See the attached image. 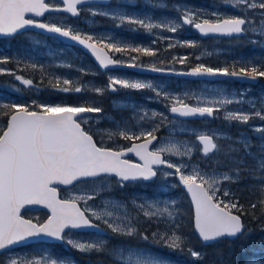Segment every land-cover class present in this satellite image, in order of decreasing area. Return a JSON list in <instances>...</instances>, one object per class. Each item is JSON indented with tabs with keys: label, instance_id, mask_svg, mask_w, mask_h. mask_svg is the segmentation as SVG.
Returning <instances> with one entry per match:
<instances>
[{
	"label": "snow or ice",
	"instance_id": "6c2138e0",
	"mask_svg": "<svg viewBox=\"0 0 264 264\" xmlns=\"http://www.w3.org/2000/svg\"><path fill=\"white\" fill-rule=\"evenodd\" d=\"M63 8L54 6L46 0H0V36H14L26 28H38L48 33L58 34L78 43L95 54L96 60L102 69L117 66L121 61L111 58L104 49L113 53L136 52L146 56H154L156 52L148 47L131 46L127 44L105 43L99 41V47L92 35L82 37L81 33L72 26H60L57 23H45L35 17H43L50 11H65L72 16H78L80 8L86 0H60ZM236 9L239 15H223L212 12L210 18H203L197 10H179L177 22L172 24L152 23L150 20L134 18L129 15H119L121 23L140 25L151 31L154 28L164 27L175 33L185 25L193 27L202 36L241 37L249 33L257 34L264 38V0H225ZM160 7V5H153ZM257 10L260 20L257 21ZM92 15H109L108 12L98 13L92 8L88 9ZM29 14L32 17L29 18ZM256 43V40L251 41ZM186 47H197L194 41H185ZM169 47H172L170 44ZM135 59V58H133ZM179 63H185L187 57L173 58ZM10 62V57L0 56V65ZM137 66V65H131ZM30 67L35 69L36 64ZM153 71H163L161 68H152ZM6 69L0 67V73ZM23 85H33V80L23 76L9 73ZM196 77H237L255 81L264 78V64L257 61H246L239 70L228 66L211 67L198 64L188 73ZM61 83L65 87H60ZM69 79H56L53 86L55 90L77 93L84 91V87H71ZM117 86L124 89L143 90L151 89L157 97L168 101L167 112L173 117L169 120L164 113L144 111L139 115L141 121L153 120L148 128L135 131V125L129 126L128 122L113 120L114 131H107L108 139L114 137L132 141L131 147L114 150L111 147H100L93 135L86 131L82 124L90 119L89 114L104 113V109L96 103L85 102L73 105L67 103H43L33 100L31 104L13 102L4 104L8 109L4 113L7 117L6 126L0 128V250H9L15 245L25 243L31 239L52 238L69 245L81 254L105 253L116 261V264H176L170 257L154 252L151 248L140 247L128 243L124 238L149 241V236L140 232L135 226L142 213L148 220H163L169 224L168 229L160 233H152V243L166 248L169 252L184 251L186 240L180 232L178 222L179 212L177 201L170 199L145 200L137 204L136 197L132 201L137 212L136 217L130 216L126 209V201L104 198L111 195L112 185L109 177L114 178L116 185L124 189L129 183L149 182L158 175L165 181L161 193L165 189L177 187L168 185L169 177H177L178 185L190 194L194 205V230L205 246L218 245L224 240L232 241L239 245V253L235 261L230 264H264V239L258 245L260 251L254 250L248 240L252 234L242 219L245 215L252 218H264V143H261L256 153V147L251 142V137L240 134L233 138L223 131H197L185 126L187 118H215V114L223 110L224 105L240 103L224 96L220 99H209L203 96L189 97L188 93L173 95L168 91L158 88L151 83L129 81L117 77H109L106 89L92 88L96 94L103 95L105 90L116 91ZM220 96V93H216ZM190 99L194 103H189ZM135 110V109H134ZM264 109L253 110L251 113L244 111H226L224 120L247 124L251 119L259 117L264 120ZM159 122H156V118ZM167 122L170 125L168 141L159 147H150L154 142L159 143L156 133ZM253 131L264 134V126H258ZM191 133L195 141L177 139L182 135ZM227 141L226 145L219 143ZM264 141V135L260 137ZM234 145H239L236 147ZM194 151H199L203 160L190 163ZM127 153H134L139 157V162L133 163L125 158ZM179 160L174 162L173 158ZM212 157H220L211 163L205 161ZM246 158L253 163L248 164ZM203 164V166H201ZM226 168L227 171H222ZM246 173L247 179L253 181V187L259 194V199L249 205L251 212H247L244 205L240 204L234 194L225 187L241 181L242 174ZM65 185L76 188L77 185H86L85 190L72 194L68 199H60L57 186ZM101 199V204L89 206V202ZM227 201V202H226ZM28 205H44L51 214L44 223H33L31 219H24L21 209ZM83 205V207H81ZM163 205V207H161ZM260 209V216L256 215ZM106 226L112 233L102 229ZM95 229L100 237L107 239L75 240L67 238L66 230ZM264 233V227L261 228ZM118 238L119 245L107 249L108 240ZM188 255L199 260L202 252L188 249ZM9 264H18L16 259H11ZM23 264H42V259L26 260ZM43 264H76L71 257L43 261Z\"/></svg>",
	"mask_w": 264,
	"mask_h": 264
},
{
	"label": "rangeland",
	"instance_id": "374dc122",
	"mask_svg": "<svg viewBox=\"0 0 264 264\" xmlns=\"http://www.w3.org/2000/svg\"><path fill=\"white\" fill-rule=\"evenodd\" d=\"M115 2V3H114ZM111 6H89L82 8L85 13L79 18L72 19L71 17L62 15V14H50L45 17L43 20L47 23H57L60 26H72L74 29L78 30L82 36L92 35L94 38L103 39L105 43L113 42L120 44H127L131 46H140L148 47L153 49L155 52L161 51L164 55L171 54L174 57H187L186 61L189 60L191 51L197 50L198 58L209 57L216 58L222 53H227L226 57L230 60L235 61L236 63L240 62L245 64L246 61L251 63H256L259 61L264 64V38L259 37L257 34L250 33V36L236 37L235 42L237 44L227 42L219 43V41L209 42L200 38L192 29L187 25L180 27L177 32L173 33L167 28L159 27L154 28L151 31L143 28L140 25L129 24L127 22L121 23L117 17L119 15H129L134 18L145 19L146 21H151L152 23H161V24H172L177 22V16L179 10L189 9L197 10L202 12L203 18H210L212 12H218L223 15H239L240 13L236 11L230 4L226 3L225 0H115ZM153 5H160V7H153ZM89 8H92L93 11L98 13L108 12L109 15L105 16L102 14H97L98 16H105L112 20L116 27L113 30L98 28L91 30L90 26L97 24L101 26V21H94L91 12L88 11ZM259 10H257V21L260 20L258 15ZM88 13V16L86 15ZM34 18V17H33ZM123 26V27H121ZM128 28V29H127ZM128 32H131L130 34ZM10 40L6 38L0 39V56L10 57V62L7 64L0 65L6 69L4 73H0V128H4L6 123L3 121V117L6 118V113L8 109L3 108L4 104L20 102L31 104L33 100L43 103H67V104H83L96 103L100 104L104 100L106 94L112 93L114 91L105 90L103 95L96 94L91 89L98 88H107V83L104 82V75L93 62L88 58H81L79 63H73V59L69 58V51L66 52L65 46L58 39L47 37L42 34L33 32L32 30L25 29L16 35ZM256 40V43L251 41ZM185 41H194L197 44V47H186L184 46ZM64 43V42H63ZM172 47H169V45ZM103 45V44H102ZM222 45V46H221ZM116 55L118 53H113ZM133 52H126L123 54L132 55ZM141 54V53H139ZM149 57V56H148ZM147 57V59H148ZM162 58V57H161ZM161 61V60H160ZM238 61V62H237ZM31 64H36L37 67L33 69L30 67ZM9 73H15L16 75L23 76L26 79L33 80V85L26 86L21 83V81H7L6 75ZM109 77H117L121 79H127L129 81H141L144 83H151L158 88H162L165 91L173 95H182L183 93H188L189 97L194 96H203L208 97L209 99H220L224 96H227L229 99L241 101L240 103H234L231 105H224V109L221 113H216L215 118H204L201 120L198 119H187L184 121V124L189 129H195L197 131H223L233 138H238L240 134H246L251 137V142L256 147L252 148V152L256 153L261 143L264 141L260 140V137L264 134L253 131L254 128L258 126H264V120H261L259 117L251 119L247 124H239L236 122H226L224 120V115L226 111H244L246 113H251L253 110L261 111L264 109V78H260V81L255 85L250 82L243 83L239 87L228 88L227 86L219 83H205V82H192L186 81L183 78L176 77H146V78H133L127 74H118L110 73ZM56 79H69L72 81L71 87H84L82 92H63L55 90L52 85L55 84ZM234 80L233 78H225L218 80ZM60 87H65L62 83ZM118 87V86H117ZM155 93V92H154ZM216 93H220V96H217ZM13 95V96H12ZM156 95V93H155ZM127 102H130L129 107L132 113L119 112L114 110V112H107L106 115H92L90 119H93L94 124H99L100 121L108 122V124L101 125L97 127L98 133L103 138H108V136L101 134L100 132L106 133L107 131H114L115 125L113 120L116 121H125L129 123V126L135 125V131H139L142 127L148 128L153 124L152 119L146 121H141L139 115H142L144 111L148 112L149 116L152 111L157 113H164L168 116L169 120H173V117L167 112L166 105L168 101H165L161 97L145 96L143 98H137L133 94H129ZM124 101V102H123ZM123 101L117 100L116 104L121 103V106L126 105V101L123 98ZM189 103H194L193 99L188 101ZM155 104V105H153ZM101 106V105H99ZM135 109V110H134ZM264 114V112H262ZM89 120V119H88ZM156 122H159V118H156ZM164 126V127H163ZM161 126L160 130L162 136L158 144L155 147H159L162 144H165L169 138L170 125L165 122V125ZM159 130V131H160ZM116 140L121 141V138L114 137ZM177 139L183 141H195V137L189 132L187 135H182ZM220 144L226 145L227 141L220 140ZM239 147V145H234ZM199 151H194L191 157L190 163L196 164L203 160V157ZM217 157H212L210 160L205 161L206 163H211ZM249 161V165L253 163L250 158H246ZM174 162L179 160L178 157L173 158ZM203 166V164H201ZM222 171H227L226 168ZM246 177V173H243ZM246 182H250V185L244 184L240 187V191H245L246 196L251 194V191H256L253 187V181L251 179L244 178ZM109 183L113 186L111 190V195H104L106 199H112L116 201L124 200L126 201V209H122L118 214L123 215L125 211L132 216L136 217L137 212L135 206L132 205V201L136 197H141V199L136 200L137 204L144 203L145 200H152L154 198L160 199L162 201H167L174 199L177 201V204L183 201L184 196L181 193V190L185 193L186 199L190 203V198L187 192H185L182 186L178 185V178L176 181H171L170 177L167 179L168 185H177L175 188L165 189L161 193V188L164 186L165 181L162 176L159 179H155L146 183H138L132 186V183L124 189H120L116 185L114 178H107ZM235 184V183H234ZM237 184V183H236ZM86 185H77L76 188H68L61 190L62 198H69L72 194L77 193L80 190H85ZM230 192L235 195V190L232 187V184H225ZM118 190L124 195H120L115 191ZM227 202V201H226ZM101 204V199H97L95 202H89V206L95 207ZM191 204V203H190ZM179 205V204H178ZM83 207V205H82ZM163 207V205H161ZM178 211V208L176 209ZM30 216L36 220L38 223L43 222L46 219V213L43 211H36L34 209L26 210ZM25 212V211H24ZM179 212V211H178ZM180 214V212H179ZM180 215L178 217L179 222ZM147 218L140 214L138 221L135 223V226L139 229L138 223L145 221ZM160 223L159 228L153 229V231L148 234L149 241H140L136 239L124 238L128 243L139 245L144 248H151L154 252H160L164 256L170 257V259L176 264H198V261L190 255H188V249L184 248L182 253L180 252H169L166 248H161L158 245L153 244L152 233L165 232L169 224L163 220H159L156 224ZM67 238H72L75 240H90V239H107V237H100L99 234L87 232H78V231H67ZM146 242V243H145ZM121 240L118 238H113L108 240L106 245L107 249H111L116 245H119ZM61 244H65L61 242ZM55 243H30L27 245L16 247L2 255H0V264H9L11 259H16L18 264H23L26 260L32 259H42L47 261L51 259H59L70 257L66 254L58 253L54 250ZM193 249V248H192ZM195 250V249H194Z\"/></svg>",
	"mask_w": 264,
	"mask_h": 264
},
{
	"label": "flooded vegetation",
	"instance_id": "af4514ba",
	"mask_svg": "<svg viewBox=\"0 0 264 264\" xmlns=\"http://www.w3.org/2000/svg\"><path fill=\"white\" fill-rule=\"evenodd\" d=\"M49 3H51V1H49ZM105 21H106V18L102 16L101 26L93 24L92 26H90L89 29H91V30L98 29V28L110 29V30L115 29L114 22L111 25H106ZM121 27H123V26H121ZM128 33L130 34L131 32H128ZM248 35L250 36V33L246 34L245 36H248ZM14 37H17V36H13V37L9 38L8 40H10ZM203 39L207 40L209 42L218 40L219 43L227 42L228 44H230V43H233V45L237 44L235 42V40L237 38H232V37H227V38L206 37ZM100 40H101L100 38H94V42H96L99 45H102L99 43ZM237 45H240V44H237ZM68 51H69V58L73 59V63H79L81 58L90 59V57L88 55H86L85 53H83L81 50H79L76 47H71L68 49ZM111 55H113V54L111 53ZM220 56H222V57H217V59L214 57L213 58L202 57L200 59V58H198L197 50H193V51H191V55L189 57V60L185 61V63H183V64L179 63L178 60H174L173 55H171V54L164 55L161 51H157L156 55L149 56V57L146 55H143V54L136 53V52H133L132 55H130V56L123 54V53H118L116 55H113V58L116 60H119L123 63L137 65L138 67H142L143 69H146V68L151 69L153 67H156V68H161L163 70H173V71L187 70L189 68L196 67L198 64H204L206 66H211V67L228 66L230 68V70L232 69V66L234 65L235 70H237V71L239 70V68L241 66H244L243 63H240L238 61H237L238 63H236L235 61L230 60L228 58H223V57L227 56V53H222ZM147 57H148V59H147ZM133 58H135V59H133ZM177 58H180V57H177ZM102 73L104 75V82L107 84L109 83L110 73L127 74L128 76L133 77V78H146V77H150V76L159 77V75L156 76V75H151V74L146 73V72H135V71H131L128 69L107 70V71L101 72V75H102ZM186 81H190V80L186 79ZM192 82H194V81H192ZM195 82H205V83H209V84L219 83V84H223V85L227 86L228 88L239 87L241 85H244L243 83H240V82H237L234 80H230V79L229 80H219V81H195ZM129 94H133L137 98H143L145 96L156 97L155 93L151 89L134 90V89H124V88H120L118 86L117 90L114 91V95H112V93L106 94L104 96V100L102 102H100L99 105H101V107L104 109V113L102 115H106L107 112H114V110H118L119 112H127L129 110V113H132L131 109H129V107H126L127 105L130 104V102L126 101V99H128L127 96ZM123 98L126 101V105L121 106V103L116 104L117 100L123 101ZM153 105H155V104H153ZM223 109H224V107H223ZM222 111L223 110H221L220 112H217V113H221ZM105 124H108V122L100 121L99 124H94L93 119H89L86 124H82V125L86 129V131H89V133L93 135L94 140L101 147H111L113 149L119 150L121 148L126 149L132 144V141H126L123 139L121 141H119L118 139L116 140L115 138H113L111 140L108 138H103L98 133L97 127L101 126V125H105ZM100 133L107 136V134L104 132H100ZM156 135H157L158 139L160 140V138L162 136L161 130L158 131L156 133ZM153 148H154V146H153ZM219 158L220 157H217V159H219ZM126 159H128L132 162L134 161V158L132 156H127ZM248 163H249V161H248ZM170 180L176 181V177H170ZM139 183H146V182H139ZM129 184H128V187H130ZM135 184H138V183H134V184L132 183V185H135ZM108 236H112V233L110 231H108Z\"/></svg>",
	"mask_w": 264,
	"mask_h": 264
},
{
	"label": "trees",
	"instance_id": "16d2710c",
	"mask_svg": "<svg viewBox=\"0 0 264 264\" xmlns=\"http://www.w3.org/2000/svg\"><path fill=\"white\" fill-rule=\"evenodd\" d=\"M6 78L10 81H15L14 75L8 74ZM7 118V117H6ZM3 117V121L6 120ZM244 174H242L241 181L237 182V184L233 183L232 187L236 191L235 195L240 204L244 205V208L247 212H251L249 205L253 202H256L260 197L257 191H251L250 195L246 196L245 191H240V187L245 183L250 185V182H246L243 180ZM181 193L184 196L183 201L178 203V211L180 212L179 218V225H180V232L183 234L186 240L185 248H193L202 252V258L198 261V264H230V261H235L237 259V255L239 253V245H233L232 241L224 240L218 245L213 246H205L203 245L198 237L195 235L193 231V222H192V208L191 204L189 203L188 199H186L185 193L181 190ZM24 215L28 218L33 219L30 214L25 211ZM256 215L260 216V209H257ZM245 224L249 229H251L252 234L248 240L249 245L254 247V250L260 251L258 245L262 239H264V233L261 232V228L264 227V218L260 219H253L252 216L245 215L242 217ZM159 220H148L141 221L138 223L140 232L148 235L150 234L153 229L159 228L161 226L160 223L156 224ZM132 240V239H130ZM146 243V242H145ZM235 249L236 254L234 255L231 249ZM54 250L58 253L66 254L73 258L76 261V264H116V261L113 260L109 255L105 253H93L91 255L81 254L80 252L72 249L69 245L65 244H57L54 245ZM2 264V263H1Z\"/></svg>",
	"mask_w": 264,
	"mask_h": 264
},
{
	"label": "water",
	"instance_id": "95a60500",
	"mask_svg": "<svg viewBox=\"0 0 264 264\" xmlns=\"http://www.w3.org/2000/svg\"><path fill=\"white\" fill-rule=\"evenodd\" d=\"M47 1V0H46ZM60 2V0H57ZM110 0H86V3L84 5H87V4H107L109 3ZM61 3V2H60ZM83 6V5H82ZM57 7H60V8H63V5H60V6H57ZM80 7V6H79ZM47 13H64L66 15H69L71 17H76V16H72L70 13L68 12H65V11H50V12H47ZM45 13V14H47ZM29 17H32V14H29ZM44 17V16H43ZM43 17H35L39 20H41ZM26 29H31V30H34V31H37V32H40V33H44V34H47V35H52V36H55L57 38H59L60 40H62L63 42L69 44V45H75L81 49H83L87 54H89L93 60V62L101 69V70H105V69H102L101 66L99 65V62L96 60L95 58V54L91 52V50L89 49H86L84 48L83 46L79 45L78 43L76 42H73L67 38H64V37H60L58 34H53V33H48L46 32L45 30H42V29H38V28H32V27H29V28H26ZM25 30V29H24ZM193 30L201 37H206V36H202L196 29L193 28ZM22 31V30H21ZM1 37H8V36H0ZM217 37H225V36H217ZM91 42V41H90ZM99 46V45H98ZM101 47V46H99ZM103 48V47H101ZM105 52L106 49H104ZM108 53V52H107ZM109 55V53H108ZM110 56V55H109ZM115 67H130L131 69H133L134 67H131L129 65H125V64H120V65H117V66H109V68H115ZM192 68L188 69L187 71H170V70H163V71H160V72H157V71H153L152 69L149 71L150 73H156V74H165V75H172V76H177V77H183V78H186V79H192V80H200V79H206V80H216V79H225V78H233L234 80H237L241 83H245V82H250L252 84H257L258 81H259V78H257L255 81H252V80H249V79H244V78H237V77H225V76H217V77H196V76H191V75H183L182 73H188L191 71ZM188 119V118H187ZM189 119H200V118H189ZM129 154H132L134 155V158L139 161V157L135 156L134 153H129ZM59 187L61 188H67V187H70V186H65V185H59L57 186V192H58V196H59ZM183 188V187H182ZM185 190V189H184ZM186 192V190H185ZM188 194V193H187ZM189 195V198H190V203H191V207H192V213H193V217H192V222H193V230H194V205L192 204L191 202V197H190V194ZM60 198V196H59ZM62 199V198H60ZM29 208H34V209H41V210H45L47 212V217L46 219L42 222L44 223L48 216L51 214L50 210L47 209L44 205H28V206H25V208H22L21 209V215L24 217V219H28L26 218L24 215H23V211L26 210V209H29ZM33 223H36L35 221L32 220ZM103 229V228H102ZM71 230H75V231H94L96 232L95 229H71ZM67 231V230H66ZM105 231V229H104ZM194 233L195 235L197 236L195 230H194ZM198 237V236H197ZM34 242H61V241H57V240H54L52 238H43V239H31L25 243H22V244H19V245H15L13 246L11 249H14L16 247H19V246H23V245H27V244H30V243H34ZM9 249V250H11ZM8 251V250H6ZM5 252V250H0V254Z\"/></svg>",
	"mask_w": 264,
	"mask_h": 264
}]
</instances>
